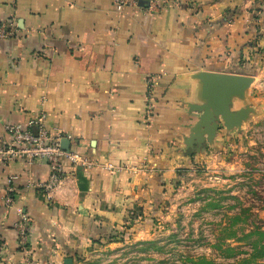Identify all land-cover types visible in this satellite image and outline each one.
Returning <instances> with one entry per match:
<instances>
[{"label": "crops", "instance_id": "0c3cea01", "mask_svg": "<svg viewBox=\"0 0 264 264\" xmlns=\"http://www.w3.org/2000/svg\"><path fill=\"white\" fill-rule=\"evenodd\" d=\"M149 3L130 0L120 12L117 0H0V22L17 28L0 38V146L11 140L8 125L26 127L43 112L52 133L94 162L64 160L62 181L48 190L39 186L50 176L46 159L0 161V264H78L193 157L185 141L200 116L197 73L257 81L250 60L264 12L255 19L253 10L264 0ZM148 75L156 77L150 121ZM21 213L30 219L28 251L15 227Z\"/></svg>", "mask_w": 264, "mask_h": 264}, {"label": "rangeland", "instance_id": "374dc122", "mask_svg": "<svg viewBox=\"0 0 264 264\" xmlns=\"http://www.w3.org/2000/svg\"><path fill=\"white\" fill-rule=\"evenodd\" d=\"M262 36L261 49L254 48L250 60L249 72L257 81L247 99L235 104L251 108L242 126L221 127L212 143L193 151V157L161 184L160 193L146 207L135 204L122 225L105 231L77 255L78 264H199V258L234 264L235 257L225 256L218 245L236 247L244 253L240 257L251 251L245 235L264 232Z\"/></svg>", "mask_w": 264, "mask_h": 264}, {"label": "built area", "instance_id": "2783aa9c", "mask_svg": "<svg viewBox=\"0 0 264 264\" xmlns=\"http://www.w3.org/2000/svg\"><path fill=\"white\" fill-rule=\"evenodd\" d=\"M158 0H150L149 10H155ZM130 0H117V9L122 12L125 5ZM17 32L16 26L12 22H0V38L13 37ZM147 92L146 99V120L150 121L153 117L154 94L156 87V77L148 75L146 78ZM46 115L41 112L35 116L28 126L21 124H10L7 129L11 133L9 144L0 146V161H9L26 155L30 162L34 159H46L50 166V176L46 183L39 184L46 189H54L63 179L64 160H69L74 165H81L91 168L94 162L87 157L80 156L72 150H65L61 147V140L64 138L63 132L57 130L52 133L45 125ZM111 165H109L110 168ZM13 188L8 185L6 203L11 204L14 201L12 196ZM15 227L18 231L19 246L24 251H28L30 219L25 213L20 214V219Z\"/></svg>", "mask_w": 264, "mask_h": 264}, {"label": "water", "instance_id": "95a60500", "mask_svg": "<svg viewBox=\"0 0 264 264\" xmlns=\"http://www.w3.org/2000/svg\"><path fill=\"white\" fill-rule=\"evenodd\" d=\"M197 78L201 83V102L193 104V109L199 111L200 116L185 141L192 151L203 149L207 142L212 143L221 127L232 130L242 126L251 108L247 105L235 108V104L247 99L254 82L251 75L214 71H201ZM61 147L70 150L67 138L61 140ZM72 263L71 258L65 260V264Z\"/></svg>", "mask_w": 264, "mask_h": 264}, {"label": "trees", "instance_id": "16d2710c", "mask_svg": "<svg viewBox=\"0 0 264 264\" xmlns=\"http://www.w3.org/2000/svg\"><path fill=\"white\" fill-rule=\"evenodd\" d=\"M261 12H264V8H261V6H256L253 10V18L261 19L262 17V15H260ZM258 43H259L258 39H256L254 43V47H253L255 48L256 51L261 49ZM245 237L250 240L249 243L251 244L250 245L251 251L245 252V255L242 257H240V255L244 253H239L236 250V247L227 246L224 249L222 246L218 245V247L216 248L220 250L221 253L225 252L226 253L225 256L227 257H235L234 264H260V259L264 258V232L260 230L257 232L252 231L250 233H247ZM252 238H255V239H252ZM142 243L153 244L152 241H145ZM197 263L199 264H219L215 262L214 260H209L206 258H199V261Z\"/></svg>", "mask_w": 264, "mask_h": 264}]
</instances>
